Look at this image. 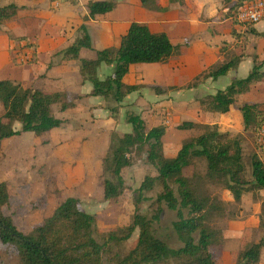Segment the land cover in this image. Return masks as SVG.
<instances>
[{
  "label": "trees",
  "instance_id": "obj_1",
  "mask_svg": "<svg viewBox=\"0 0 264 264\" xmlns=\"http://www.w3.org/2000/svg\"><path fill=\"white\" fill-rule=\"evenodd\" d=\"M245 1L235 0L232 3L231 0H225L226 4L231 2L228 15L234 17ZM156 2L140 0L144 8H159ZM115 7L116 3L110 0L90 1L87 3L86 19L110 13ZM16 9L13 4L0 8V21L13 16ZM232 21L237 23L235 19ZM80 31L81 37L62 51L64 57L79 59L81 49H92L86 26L82 25ZM179 49L166 34L153 33L147 25L133 22L120 37L117 49L97 51L94 60L80 59V75L92 85L91 96L113 99L117 105L139 88L123 84V78L131 65L161 63L178 54ZM237 62V58H232L203 77L217 79L225 76L235 68ZM102 64L114 68L113 73L103 80L97 76V69ZM263 67L264 60L258 63L254 59L251 72L243 79L232 81L225 90L207 96L205 108L215 113H228L236 96L248 93L253 85L264 79ZM198 81L199 78L187 88H193ZM76 99L63 92L46 94L23 87L18 82L0 80V148L4 140L23 133L41 138L53 129L60 128L66 121L53 115V107L61 112L72 109L76 106ZM113 110L116 112L118 107ZM240 112L243 132L251 133L256 150L264 151V146L257 143L258 133L264 125V109L257 104H244ZM15 123L20 125L19 129L15 128ZM126 123L131 126V132L123 136L113 132L106 155L101 160L102 178L107 176L102 181L104 200L117 202L126 190L122 170L131 166L133 153L140 154L146 148V160L157 172L154 177L145 176L135 191V213L131 223L115 231L100 233L95 217L79 208L78 199L69 197L30 233H22L13 220L4 214L10 195L7 185L1 182L0 245L16 249L18 262L15 264H103V254L112 246L128 241L136 229L139 234L135 247L123 258H118L115 264H220L219 258L214 259L210 251L220 242L208 222L217 213L223 212L222 203L217 195H200L201 188L195 185L194 179L186 172L196 162H204L206 183L227 191L237 204L264 189L263 162L257 153H253L250 157V178H247L239 135L221 133L216 125L206 126L202 134L185 140L173 158H166L162 142L166 134L165 126L160 124L149 128L141 116L135 113L127 114ZM194 128L193 122H183L177 126L181 131ZM157 184L162 187L157 202L177 212L178 221L173 223V228L182 243L178 249H170L154 234L152 221L159 219L160 209L152 220L138 212L139 205L148 200L146 194L152 192ZM261 212L264 215V202ZM263 248L264 238L243 246L236 264H259Z\"/></svg>",
  "mask_w": 264,
  "mask_h": 264
},
{
  "label": "crops",
  "instance_id": "obj_2",
  "mask_svg": "<svg viewBox=\"0 0 264 264\" xmlns=\"http://www.w3.org/2000/svg\"><path fill=\"white\" fill-rule=\"evenodd\" d=\"M59 1L60 5L54 7L55 1L50 2V0H0V8L10 4L17 7L13 16L0 21V74L6 73L2 67L10 64L9 57L18 44L25 43L23 39L33 41L36 46L31 49L36 56V63L31 68V78L36 81L33 86L29 85L26 88L37 89L46 94L63 92L77 98L76 106L72 109L61 112L57 107H53V115L66 122L60 128L53 129L41 137L44 138L42 143L45 140L48 141V145L54 144L53 142L62 143L58 149L65 147L71 150L74 144L72 139L81 133L80 130H67L65 134L62 133L65 138L61 141L60 137L54 139L53 135L67 123L89 119L91 127L96 131H90L84 135L85 137L79 138L81 150L85 156H91L96 163L98 162L100 173L102 172L101 158L107 151L111 134L115 132L123 136L131 132L125 118L128 113H134V110L141 111L139 115L146 122L145 117L148 113L144 110L152 108V111L157 107L169 105L173 99L174 107L181 114L184 113V122H193L196 125L201 120H205L206 124L211 121L209 125L220 127L221 133L238 135L243 132L240 107L247 103L257 104L261 108V101L264 103V92L253 94L257 89L264 88L263 79L253 85L248 93L236 96L228 113H215L205 108V96H213L217 91L225 90L232 81L239 79L240 73L241 75L249 74L254 66V59L258 63L264 60V20L246 27L234 23L228 15V7L235 0H231L229 4H226L225 0H181V3L178 1L162 3L159 6L161 10L158 13V31L152 30L146 23L141 24L147 25L153 33L166 34L173 45L180 47L179 52L161 63L131 65L128 74L123 78V84L139 88L128 94L117 105L110 104L109 99L91 96L92 85L82 79L79 60H94L97 51L117 48L120 37L126 33L132 23L130 20L132 10L125 5L122 14L117 15L116 11L119 7L117 3L112 12L96 16L94 19H86L88 2L106 0ZM82 25H85L88 30L92 49H81L79 59L64 57L62 51L81 37L79 34ZM119 26H122L121 33H118ZM232 58H237L238 62L227 75L217 79L205 78L189 89L191 91L189 98H177V94L183 93L189 85L195 84L197 78L229 62ZM113 69V66L100 65L97 69L98 78L105 79L113 73ZM99 70L105 71L99 75ZM2 79L18 81L10 77L0 80ZM23 84L25 83L22 82V86ZM199 91L204 94L199 96ZM173 94H176L175 98ZM246 95L249 96L247 101L237 103ZM251 96H257V100H253ZM116 106L118 110L115 112L113 108ZM187 109L191 112H185ZM99 124L100 126L104 124L106 127L101 130ZM155 126L158 125L149 128ZM105 134L109 137L106 145ZM22 135L27 134L23 133L20 136ZM165 136L162 139L163 154L166 158H173L179 148L172 156H167ZM255 153L263 162L260 153L264 158V151L256 150ZM254 196L262 204L264 189L257 191ZM230 200H233L231 196ZM239 230V233L243 235L249 231L245 227ZM235 236L226 235L225 232L224 239L230 243L229 245H235L233 242L238 240ZM243 238L244 236H241L239 239ZM228 250V254L231 253V247H228ZM263 251L264 248L262 253ZM259 264H264L263 254L260 255Z\"/></svg>",
  "mask_w": 264,
  "mask_h": 264
},
{
  "label": "rangeland",
  "instance_id": "obj_3",
  "mask_svg": "<svg viewBox=\"0 0 264 264\" xmlns=\"http://www.w3.org/2000/svg\"><path fill=\"white\" fill-rule=\"evenodd\" d=\"M54 1L55 0H50V2ZM110 1H114L116 4L119 3L118 10L116 11L117 15L120 13L122 14L125 5H128L132 10V17L130 19L132 23H146L151 26L152 30L158 31V13L161 10L159 6L162 3L180 2L181 0H157L158 3H156L159 8L156 6L143 8L139 0ZM52 11H54V9ZM237 25L244 26L239 23ZM121 32L122 26H119L118 33ZM79 35L81 36L82 34L80 33ZM22 41H25L29 48H35L36 46L31 40L23 39ZM35 57L36 56L33 55L30 61L20 64L17 63L15 52H13L9 57L11 65L9 64L2 67V70L5 69L6 73H1L0 79L10 77L11 79L18 80L14 81L15 83L19 82L22 85V82H24V87L29 85L33 86L36 79L31 78V68L36 63ZM104 71L99 70V75H102ZM204 74L199 77L198 82L205 79V77H203ZM247 75H241L240 73L238 78H245ZM188 90L187 88L183 93H178L177 98H189L191 91ZM263 92L264 88L257 89L253 94ZM198 94L200 96L204 93L199 91ZM175 96L176 94H173V98H175ZM249 96L246 95L245 97H241V100H238L237 103L247 101ZM206 97L207 96H205V99ZM251 98L257 100V96H251ZM108 101L110 104H115L113 99H109ZM260 105L261 108L264 109V103H262V101ZM151 109L144 110V112L148 113L146 115L148 118L145 117V123L147 127L156 124H162L166 127L167 134L165 136V143L167 156H172L176 149L180 148V144L185 140L202 134L206 126L211 123V121H209L210 123L206 124L205 120H201L196 123L194 130H178L177 126L184 122V113L181 114L180 111L174 107L173 99L169 105L157 107L152 111ZM139 112L141 113V111L134 110V113L137 115L140 114ZM185 112H191V110L187 109ZM186 115L188 114L186 113ZM101 125L102 126L99 124L100 129L103 130L106 126L104 124ZM14 126L16 129L20 127L17 123H15ZM128 128L131 131L130 125H128ZM217 128L220 131V127L217 126ZM73 129L77 131L80 130L81 133L72 139L74 144L71 150L65 147L58 149V146L62 143L58 144L53 142L54 144L50 145L47 144L48 142L42 143L44 138H36L31 133L6 140L1 145L0 183L3 182L7 185L10 195L9 204L3 211L5 215L13 220L17 229L22 233H30L39 226L45 218L50 216L53 210L63 200L69 197L78 199L79 208L83 212L95 217L97 229L100 233L127 227L131 223L135 213L133 206L135 191L138 189L145 176L154 177L157 175L155 168L148 164L146 160V148H144L143 152L140 154L133 153L131 156V166L122 170V177L125 182L126 190L117 202L104 200L102 181L103 178L106 179L107 176L105 175L102 178V172L100 173L101 170H99L98 162L96 163L91 156H85L81 150V139L79 138L85 137L84 135H87L90 131H96V129L94 130L91 127L89 119L71 124L67 123L59 132H55L56 134L53 135V137L54 139L60 137L59 140L61 141L65 138L63 137L65 132ZM238 135L242 142L243 163L246 168V177L250 178V157L256 152L255 145L251 133L241 132ZM108 138V135L105 134V145L108 144ZM260 154L264 162L263 155L262 153ZM105 155L106 152L103 154V157ZM205 169L204 162H196L191 169L187 170L186 174L194 179L196 186L201 188L200 195H217L223 206V212L217 213L208 222L209 226L215 230L218 242H220L211 247L210 251L214 259L219 258L220 264H236L237 255L241 252L243 246H248L264 238V215L261 212V203L258 202V198L255 196L252 197L251 195H249V197L252 198L244 202L241 200L240 203L237 204L234 203L233 200L229 201L230 194L227 191L222 190L221 187L217 185L206 183L204 179ZM161 191L162 187L157 184L152 192L146 194L148 200L143 201L139 205L138 212L152 220L157 210L160 209L159 219L157 221H152L154 234L170 249H178L182 246V243L178 240L173 228V223L178 221L177 212L167 209L164 203L157 202V196ZM246 197H248V195H246ZM184 215L186 216V212H184ZM243 227L249 230L245 235L239 233V229ZM225 232L226 235H236L235 237L238 240L233 242L235 243V245L232 244L234 245L233 247L224 239ZM138 234L139 231L136 229L128 241L117 246H112L108 252L103 254L102 263L115 264L118 258L126 256L135 247ZM241 236H244L242 240L239 239ZM228 247H231V253L229 254L227 252L229 251ZM262 254L264 257V251L262 253L261 250V256ZM16 262H18L16 249L13 246L0 245V263L15 264Z\"/></svg>",
  "mask_w": 264,
  "mask_h": 264
},
{
  "label": "built area",
  "instance_id": "obj_4",
  "mask_svg": "<svg viewBox=\"0 0 264 264\" xmlns=\"http://www.w3.org/2000/svg\"><path fill=\"white\" fill-rule=\"evenodd\" d=\"M59 5L60 1L55 0L54 7H58ZM231 18L241 25L248 26L259 23L264 20V0L245 1L236 12V15ZM14 52L15 59L20 64L30 61L33 57V50L26 43H19ZM257 143L264 146V125L258 133Z\"/></svg>",
  "mask_w": 264,
  "mask_h": 264
}]
</instances>
